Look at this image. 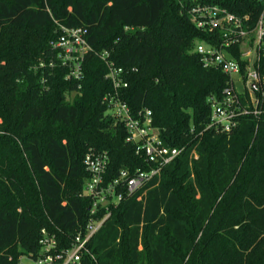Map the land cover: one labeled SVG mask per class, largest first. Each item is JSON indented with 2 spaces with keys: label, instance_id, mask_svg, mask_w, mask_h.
<instances>
[{
  "label": "trees",
  "instance_id": "1",
  "mask_svg": "<svg viewBox=\"0 0 264 264\" xmlns=\"http://www.w3.org/2000/svg\"><path fill=\"white\" fill-rule=\"evenodd\" d=\"M220 4L253 22L264 10ZM61 27L88 30L81 81L67 78L50 46ZM208 34L176 0H0V264L37 253L42 230L67 247L104 217H91L84 194L87 153L108 155L106 184L148 168L106 114L113 89L102 54L129 71L122 99L133 112L150 110L160 137L183 152L111 207L88 246L94 258L81 264H264V98L260 114L240 117L233 131L207 128L209 99L229 85L192 53ZM258 70L264 80V57ZM193 170L185 204L176 180ZM187 205L191 225L181 219Z\"/></svg>",
  "mask_w": 264,
  "mask_h": 264
},
{
  "label": "built area",
  "instance_id": "2",
  "mask_svg": "<svg viewBox=\"0 0 264 264\" xmlns=\"http://www.w3.org/2000/svg\"><path fill=\"white\" fill-rule=\"evenodd\" d=\"M189 16L195 27L210 31L208 39L198 41L192 53L196 54L204 69L221 71L229 79V85L220 98L209 99L211 117L208 129L229 133L238 126L239 118L259 115V94L264 98V80L258 65L264 57V10L258 21L252 15H238L223 7L225 0H176ZM234 1V0H232ZM259 2L264 0H248ZM58 52L59 62L68 68V79H83L84 58L91 47L86 28L61 27L56 40L50 42ZM106 54L101 59L107 66L106 79L113 92L103 98L106 114L123 124L127 133L126 143L134 145L136 154L143 157L148 165L146 170H137L133 175L122 171L106 184L109 157L106 153L89 152L84 166L89 174L84 194L91 198V217L104 210L101 220L92 219L80 229L69 246H65L53 234L42 230L39 251L22 255L17 264H81L84 255L90 254L88 246L95 234L111 215V207L118 205L125 195H135L153 180L160 178L163 169L173 163L183 149L168 146L153 127L152 112L143 109L133 112L122 99L121 90L128 87L127 74L123 68L109 61ZM247 99V100H245ZM250 106L253 110H250Z\"/></svg>",
  "mask_w": 264,
  "mask_h": 264
},
{
  "label": "rangeland",
  "instance_id": "3",
  "mask_svg": "<svg viewBox=\"0 0 264 264\" xmlns=\"http://www.w3.org/2000/svg\"><path fill=\"white\" fill-rule=\"evenodd\" d=\"M12 122V121H11ZM10 122V123H11ZM196 158V156H195ZM10 164H12V162H10ZM196 172L193 170L191 171L187 177L184 180H176V187L179 190V196L181 197V199L183 200V202H185V204H188V198L189 195L188 193L191 192L194 187V185L196 184ZM176 178V175L174 176V179ZM195 180V183H194ZM187 210H188V214L186 216H182L181 219L188 225H191V208L190 205H187Z\"/></svg>",
  "mask_w": 264,
  "mask_h": 264
},
{
  "label": "bare ground",
  "instance_id": "4",
  "mask_svg": "<svg viewBox=\"0 0 264 264\" xmlns=\"http://www.w3.org/2000/svg\"><path fill=\"white\" fill-rule=\"evenodd\" d=\"M58 37V36H57ZM57 37L54 39V40H56L57 39ZM53 41V40H52ZM58 55V54H57Z\"/></svg>",
  "mask_w": 264,
  "mask_h": 264
}]
</instances>
